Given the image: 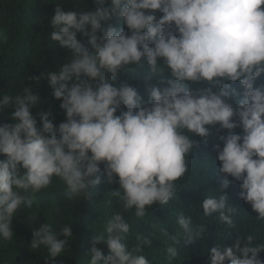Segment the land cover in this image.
Wrapping results in <instances>:
<instances>
[{"label": "clouds", "instance_id": "clouds-1", "mask_svg": "<svg viewBox=\"0 0 264 264\" xmlns=\"http://www.w3.org/2000/svg\"><path fill=\"white\" fill-rule=\"evenodd\" d=\"M93 4L94 10L79 12L56 5L50 39L68 49L71 58L43 77H29L47 79L65 120L54 125L51 111H41L36 114L38 126L31 109L42 100L30 87L0 97V109H12V123L0 125V155L5 157L0 159V239H13L11 221L22 205L32 206L29 194L47 188L57 177L64 182L66 199L72 200L101 182V164L106 182L118 183L111 196L125 211L134 209L143 217L147 207L168 204L177 191L175 181L188 171L186 157L197 144L185 132L207 138L216 125L227 130L213 146L223 176L219 193L229 188L228 177L240 182V199L264 221V85L254 87L264 73V0ZM156 12L162 15L157 18ZM113 17L128 31L111 23ZM77 33L87 37V46ZM131 65L146 67L144 79L154 78L161 85L146 88L147 104L135 87L117 80ZM165 73L170 78L165 79ZM226 81H238L240 91ZM233 95L240 97L235 104ZM237 127L241 134L233 131ZM201 207L205 217L215 213L220 222L235 228L238 208L226 195L207 196ZM177 223L186 234L185 245L207 228H194L190 216L179 215ZM129 230L125 217L115 213L105 224L106 238L93 237L90 264H149L139 254L140 246L129 250L123 242ZM71 236V225L57 233L45 223L33 230L30 245L44 246L54 259ZM253 240L252 235H238L231 246L215 245L208 253L210 264H264L259 258L264 243L253 245ZM96 244H106L109 254L103 256ZM143 244L150 245L148 237ZM167 252L176 257L178 249L169 246Z\"/></svg>", "mask_w": 264, "mask_h": 264}, {"label": "trees", "instance_id": "trees-1", "mask_svg": "<svg viewBox=\"0 0 264 264\" xmlns=\"http://www.w3.org/2000/svg\"><path fill=\"white\" fill-rule=\"evenodd\" d=\"M57 4L66 12L95 8L93 0H0V97L5 94H21L26 86L30 87L33 94H38L42 100V104L31 109L33 116L41 111H51L50 118L54 125L65 120V114L59 108L61 101L52 96L46 78L34 80L29 77H43L47 71L58 70L71 58L68 49L50 39V33L54 29L49 21L55 14ZM261 7L264 8V5ZM161 15L162 13L156 12L157 18ZM111 23L128 31L118 17H113ZM77 39L86 45L87 37L77 33ZM143 62L142 60L141 63ZM157 62L163 63L160 59ZM145 75L146 67L142 69L131 65L117 74V80L127 81L135 87L147 104L149 99L146 88L161 85L154 78L145 80ZM168 78L169 74L165 73V79ZM226 83H230L237 92L240 91L238 81ZM262 85L264 73L257 78L254 87ZM189 86L197 88L206 85ZM239 98V95H233L231 102L235 104ZM121 110L126 109L122 106ZM11 112V108L0 109V125L12 123ZM116 114H119V110ZM36 118L39 126V117ZM233 131L242 133L239 127ZM226 132L227 130L219 129V125L211 128V135L207 138L185 132V135L197 141L186 157L188 171L175 181L177 191L168 204L147 207L143 217H137L134 209L125 211L119 200L111 196V191L119 185L106 182L102 164L98 173L101 182L72 200L66 199L64 182L53 177L47 188L29 194L32 201L30 208L22 205L15 213L11 221L13 239H0V264H90L88 253L93 246V237L106 238L105 224L117 212L125 217L130 226L123 242L129 250L140 246L142 252L139 254L144 255L149 264H210L209 250L217 244L231 246L238 235H252L253 245L264 243V221L258 220L251 205L240 199V182L228 177L229 188L219 193V183L223 176L219 172L220 162L213 146L220 144L219 137ZM0 159L5 157L0 155ZM21 194L24 193L21 191ZM219 194L226 195L228 203L238 208L237 215L233 217L235 228H229L220 222L215 213L209 217L203 215L201 202L207 196L218 197ZM179 215L190 216L194 228L206 225V232L185 245L186 234L177 223ZM45 223L51 225L57 233L65 225H71L72 228L73 236L67 238L65 249L54 259L48 258L44 246L32 249L30 245L33 230ZM165 231L168 235L164 234ZM144 237L149 238L150 245L143 244ZM58 239L64 237L59 236ZM95 246L101 249L103 256L109 254L106 244ZM169 246L178 249L176 257H170L167 252ZM259 258L264 261V251L259 253ZM225 264H229V261L226 260Z\"/></svg>", "mask_w": 264, "mask_h": 264}]
</instances>
